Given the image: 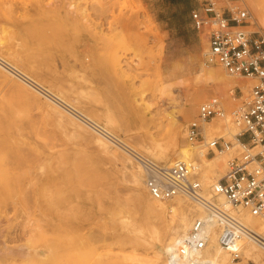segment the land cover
I'll return each instance as SVG.
<instances>
[{"label": "rangeland", "instance_id": "rangeland-1", "mask_svg": "<svg viewBox=\"0 0 264 264\" xmlns=\"http://www.w3.org/2000/svg\"><path fill=\"white\" fill-rule=\"evenodd\" d=\"M245 1L255 16L247 29L264 33V14ZM186 3L181 16L169 0H0V56L94 120L108 117L115 135L150 156L139 144L157 123L165 135L218 96L200 94L211 85L198 61L208 40L191 19L198 0ZM30 84L0 61V264H147L175 222L146 205L140 166ZM234 96L229 114L249 90ZM226 126L214 133L234 141ZM216 154L196 153L203 180ZM3 234L14 254L2 250ZM251 260L235 261L264 264Z\"/></svg>", "mask_w": 264, "mask_h": 264}, {"label": "built area", "instance_id": "built-area-1", "mask_svg": "<svg viewBox=\"0 0 264 264\" xmlns=\"http://www.w3.org/2000/svg\"><path fill=\"white\" fill-rule=\"evenodd\" d=\"M191 19L207 36L205 57L209 63L222 66L231 76L255 81L243 105L230 114L239 127L235 141L223 135H205L206 123L227 114L218 96L202 102L186 127L187 140L205 150L206 156L218 152L232 155L224 175L208 188L198 160L165 165L118 142L141 167L145 186L155 201L181 196L206 212L171 246L166 264H215L206 255L212 228L233 260L242 259L241 241L245 238L264 248V233L253 230L242 218L248 212L264 221V33L247 29L255 16L245 0H198ZM220 196L229 202V209L219 201Z\"/></svg>", "mask_w": 264, "mask_h": 264}, {"label": "bare ground", "instance_id": "bare-ground-1", "mask_svg": "<svg viewBox=\"0 0 264 264\" xmlns=\"http://www.w3.org/2000/svg\"><path fill=\"white\" fill-rule=\"evenodd\" d=\"M250 2L252 3L254 10L260 16L264 14V7L262 6V4H260L259 0H250ZM206 47H208V44ZM198 59H199L198 61L202 63L204 70L203 72L206 75V78L208 79V81L211 82L210 89H208V87L206 86L205 89L207 90L202 89V91H200V94L204 96L207 92H209L208 90H211V92L214 91L220 98L221 103L224 106L226 112L227 110L229 111V109L232 108V105L236 100V98H234L236 87H241L243 92H246L254 84L255 80L250 78L245 80H241V79L236 80L235 78H239V77L231 76L226 71L225 73L222 67H218V66L214 67V65L209 64V62L206 60V57L205 59H202L201 56H198ZM0 61L1 63L3 62V64L7 68H9L10 71H12V73L19 75V77L23 78V80L25 79L26 82L28 81L29 83H31L33 87L35 86L37 88L36 90L40 89L43 92L46 91V93H48V96L50 95V97H52V100L54 99L60 104L63 103L62 105H64L65 108H67L74 114L78 115V117L81 118L82 122L88 128L97 130L99 132L98 136L101 137L104 141L110 142L124 151L125 149L123 145H120L119 143H125V145L130 146L122 138L115 135L111 131V129H109V125H111L112 122L108 117H104L103 119L99 120L100 122H102L101 124L100 122L86 115L84 112L76 109L70 103H68L63 98H61L59 95L53 93L48 88L42 86L32 77H30L28 74L22 72L18 67H16L11 62L5 60L1 56H0ZM141 105L144 104L141 103ZM186 108L187 109L183 110L182 116L189 117L191 115V112L188 109L189 107L186 106ZM220 122H223L225 125L228 124V126H226L228 130L226 132V135H229L230 137L236 139V134L239 132V127L232 120V117L228 112L224 118L216 117L211 122L206 123L204 128L205 135H209V136L216 135L214 132H216L220 128ZM187 125L188 124H186V122L183 124L179 121L178 118H176L175 121L171 123L169 131L165 135H162V130L160 128L161 125L160 123H157L156 130L150 132L147 136L142 138L139 144L140 148L143 149L146 153H148L152 158L165 165H171L177 160H185V161L194 160L196 153H198L199 156H205V158L207 159L205 150H200V148L197 145H193L187 140L186 138ZM160 135L162 136L159 137ZM218 135L225 136L224 134H218ZM226 155H230V152H218V154H216V156L211 161L209 160L210 163L213 165L212 166L213 169L211 171L212 176L211 175L208 177L205 176L203 180L204 182L209 180L216 181L220 179L222 175H224V173L226 172L225 170ZM128 156L134 162H136L129 154ZM198 163H199V167H201L200 162ZM125 166L127 167L126 164ZM132 176L135 182H140L137 177V172L135 171L132 172ZM142 183L144 184V188L148 192L145 186V177ZM183 198L184 197L176 196L173 199L167 201H157L161 203H159V205L156 207L152 201L153 198L151 197L149 192L146 195L145 197L146 205L148 206V208H150V210H153L156 213L160 214L163 217V219H165L166 221L172 220L175 222L173 227L168 228L166 232L165 240L162 242L158 250L153 251L152 257L150 258V260H148L147 264H166V254L171 248V246L191 229L196 218L206 216V212L199 205H197L196 203H191L195 207L191 206L190 204L182 201ZM218 199L226 208L228 209L230 208L229 202L225 200L223 196H220ZM242 218L253 230H255L258 233H264V221L257 219L256 217L250 215L248 212H244V214H242ZM59 228H61V230L65 231L66 233H68V236H70V230L67 229L66 226L64 227L63 225L61 226L59 225ZM141 231L142 230H139V232ZM11 237L12 235H7V234L2 235V240H3L2 250H10L14 254L13 248L6 245V243L11 239ZM75 241L76 238L74 239V237H69L70 245L76 243ZM241 244H242V248H241L242 259L243 256L252 259L251 260L252 262L253 260L262 261L264 259V248L261 247L256 242H254L253 240L245 238L241 241ZM255 244L259 246L261 250H258ZM228 254L229 253L219 245L218 234L216 230L212 228L210 234V240L206 248V255L210 259H212L215 262V264H238V262H240L233 260L230 254H229L230 257L228 256ZM227 258H229V260Z\"/></svg>", "mask_w": 264, "mask_h": 264}, {"label": "crops", "instance_id": "crops-1", "mask_svg": "<svg viewBox=\"0 0 264 264\" xmlns=\"http://www.w3.org/2000/svg\"><path fill=\"white\" fill-rule=\"evenodd\" d=\"M169 2L171 5L175 6V11H178L179 15L184 16L185 14L189 13V8L187 6L186 0H169ZM149 6L153 12V15L158 17L160 15L158 10H156L154 7H151V5Z\"/></svg>", "mask_w": 264, "mask_h": 264}]
</instances>
